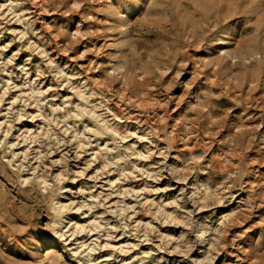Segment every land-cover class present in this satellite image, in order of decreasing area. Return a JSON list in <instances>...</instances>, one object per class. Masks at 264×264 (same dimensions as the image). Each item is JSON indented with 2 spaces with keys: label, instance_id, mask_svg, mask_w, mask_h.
Masks as SVG:
<instances>
[{
  "label": "rangeland",
  "instance_id": "1",
  "mask_svg": "<svg viewBox=\"0 0 264 264\" xmlns=\"http://www.w3.org/2000/svg\"><path fill=\"white\" fill-rule=\"evenodd\" d=\"M0 0V264H264V0Z\"/></svg>",
  "mask_w": 264,
  "mask_h": 264
},
{
  "label": "bare ground",
  "instance_id": "2",
  "mask_svg": "<svg viewBox=\"0 0 264 264\" xmlns=\"http://www.w3.org/2000/svg\"><path fill=\"white\" fill-rule=\"evenodd\" d=\"M128 2L129 5L124 7V11L117 15V23L119 26H123V24L126 22L124 19L129 18L130 14H132L137 9V5L140 4L142 0H128Z\"/></svg>",
  "mask_w": 264,
  "mask_h": 264
}]
</instances>
